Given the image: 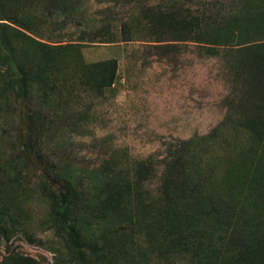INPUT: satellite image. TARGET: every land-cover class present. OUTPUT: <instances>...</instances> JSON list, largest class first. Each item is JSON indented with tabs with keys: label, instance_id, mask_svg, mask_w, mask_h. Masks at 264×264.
<instances>
[{
	"label": "rangeland",
	"instance_id": "rangeland-1",
	"mask_svg": "<svg viewBox=\"0 0 264 264\" xmlns=\"http://www.w3.org/2000/svg\"><path fill=\"white\" fill-rule=\"evenodd\" d=\"M0 264H264V0H0Z\"/></svg>",
	"mask_w": 264,
	"mask_h": 264
}]
</instances>
